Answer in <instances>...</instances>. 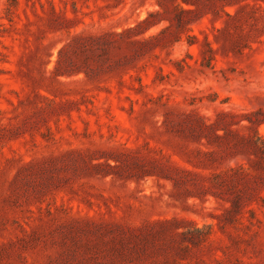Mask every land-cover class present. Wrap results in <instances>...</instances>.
<instances>
[{
	"label": "rangeland",
	"instance_id": "obj_1",
	"mask_svg": "<svg viewBox=\"0 0 264 264\" xmlns=\"http://www.w3.org/2000/svg\"><path fill=\"white\" fill-rule=\"evenodd\" d=\"M248 2L180 29L139 25L156 0H0V264H264Z\"/></svg>",
	"mask_w": 264,
	"mask_h": 264
},
{
	"label": "trees",
	"instance_id": "obj_2",
	"mask_svg": "<svg viewBox=\"0 0 264 264\" xmlns=\"http://www.w3.org/2000/svg\"><path fill=\"white\" fill-rule=\"evenodd\" d=\"M254 1V0H253ZM158 9L152 12H149L148 15L139 23V25H145L146 28H149L157 22H153L151 19L155 15H159L163 12H167L169 7L175 10V22L180 29H184L190 21H193L201 12L218 14L220 11L223 12L229 18H234L240 12V9L244 6L249 5L248 0H156ZM186 5L187 7H184ZM237 6V9L234 14H230L225 8L227 6ZM167 27H164L160 32H165ZM156 35H152L150 38H153ZM180 36H176L175 41H178ZM258 112V111H255ZM252 113V112H251ZM248 113V114H251ZM250 126L254 128L255 135L254 138L242 137V141L246 144H250L255 151L260 149V145L264 146V134H260L257 131V126L261 123H264L262 119H256L254 121L248 119ZM248 127V125H245ZM235 206L238 202L233 203Z\"/></svg>",
	"mask_w": 264,
	"mask_h": 264
}]
</instances>
